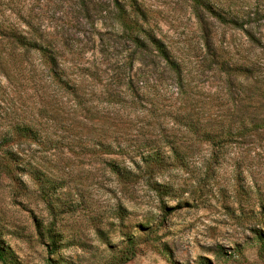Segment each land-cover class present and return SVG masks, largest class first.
I'll use <instances>...</instances> for the list:
<instances>
[{"label": "rangeland", "instance_id": "rangeland-1", "mask_svg": "<svg viewBox=\"0 0 264 264\" xmlns=\"http://www.w3.org/2000/svg\"><path fill=\"white\" fill-rule=\"evenodd\" d=\"M116 1L177 72L134 50L111 0H0V246L17 264H106L127 239L126 264H264V86L233 70L264 49L207 11L248 15L264 47V0Z\"/></svg>", "mask_w": 264, "mask_h": 264}, {"label": "trees", "instance_id": "trees-1", "mask_svg": "<svg viewBox=\"0 0 264 264\" xmlns=\"http://www.w3.org/2000/svg\"><path fill=\"white\" fill-rule=\"evenodd\" d=\"M114 4L115 8V21L120 26L121 33L125 36V38L131 43L134 50L137 53H140L145 50L154 51L156 55L165 62V65L171 69L172 71L177 70V65L168 57V53L164 45L153 35H151L150 31L145 28L143 21V14L140 12L138 7L135 5L128 6V10L126 11L123 7L118 5L116 0H111ZM192 11L196 13V10L199 6H202L201 0H190ZM207 11L213 16L220 24L227 25L229 28L233 30L240 31L243 36L246 38L247 42L250 45H254L259 49H264L262 47V39L261 37H254V25H252L248 21V15L245 16L247 19H240L238 17L233 16L232 14H228L222 16L216 12L211 10ZM197 17V15H196ZM51 60V58H48ZM257 62H249L245 65H237L233 70L234 72H238L243 74V76L250 80L251 78H257L255 81L264 86V63ZM222 65V64H221ZM217 66V64H216ZM53 71V69L51 70ZM177 72V71H176ZM54 78L58 79L57 73L54 71ZM259 126H262L259 123ZM27 131L23 128H14L15 136L25 135ZM99 147L104 151L107 147L104 145H99ZM172 150V147H169ZM174 156L177 160V152L173 151ZM179 157V156H178ZM10 158L7 151L0 146V172H3L6 175H9L10 170ZM144 166L148 169L152 167H161L164 164L161 158L155 153L148 156L143 160ZM166 164V163H165ZM112 170L113 173L119 175L118 177L129 175V172ZM35 230L39 238H42L46 242V253L51 256L54 252V246L56 244L55 234L52 232L51 226H47L46 228L41 229L38 224L35 225ZM152 232V231H151ZM136 243L134 240L127 239L125 241V246L122 248L113 258H111L106 264H126L135 254ZM7 250L4 247L0 246V264H17L12 258H10L7 254ZM203 261V260H202ZM47 262L50 264V259H47Z\"/></svg>", "mask_w": 264, "mask_h": 264}]
</instances>
